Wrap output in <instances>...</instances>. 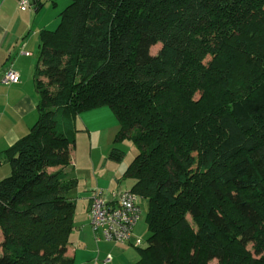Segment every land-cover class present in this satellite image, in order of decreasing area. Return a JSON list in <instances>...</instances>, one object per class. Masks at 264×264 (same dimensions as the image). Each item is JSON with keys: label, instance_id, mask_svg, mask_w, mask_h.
<instances>
[{"label": "trees", "instance_id": "trees-1", "mask_svg": "<svg viewBox=\"0 0 264 264\" xmlns=\"http://www.w3.org/2000/svg\"><path fill=\"white\" fill-rule=\"evenodd\" d=\"M66 1L39 32L36 120L5 152L0 264H73L65 168L103 105L147 200L134 264H264V0Z\"/></svg>", "mask_w": 264, "mask_h": 264}, {"label": "crops", "instance_id": "crops-1", "mask_svg": "<svg viewBox=\"0 0 264 264\" xmlns=\"http://www.w3.org/2000/svg\"><path fill=\"white\" fill-rule=\"evenodd\" d=\"M66 3V0H31L28 9L20 10L16 0H0V78L8 69L14 70L19 75L17 83L0 82V180L10 174L9 159L5 152L29 131L36 120L35 106L38 95L34 85V71L39 52V32L45 29L52 30L57 26L58 14ZM73 161L71 155V165L65 168L67 173H73L77 178V185L73 189L74 191L77 189L75 192L77 195H74L75 197L69 195L74 200L75 207L73 228L68 237L66 255L73 258V264H105L103 261L100 262V257L104 260L105 255L110 254L109 247L103 246L108 243L95 241L88 218L90 192L93 188L100 186L99 177H95L94 183L91 173L97 171L96 165L99 162L89 155L87 163L82 162L79 169L77 163L74 164ZM83 168L91 178L85 179L81 185L79 171ZM101 169L106 176L105 162ZM102 181L106 180L103 178ZM132 184L131 179L128 184L122 181L116 187L111 186V191L106 189L110 192L109 201L112 200L113 193L130 189ZM81 186L83 191L78 192ZM98 189L103 191L106 198L105 189L103 187ZM73 190L69 193L72 194ZM133 237L137 238L134 230ZM132 238L127 242L134 247ZM119 245H125V243ZM104 252L105 255H103ZM138 257L137 253V257H134L132 261L123 259L120 262H113L112 258L107 264H134Z\"/></svg>", "mask_w": 264, "mask_h": 264}, {"label": "rangeland", "instance_id": "rangeland-1", "mask_svg": "<svg viewBox=\"0 0 264 264\" xmlns=\"http://www.w3.org/2000/svg\"><path fill=\"white\" fill-rule=\"evenodd\" d=\"M159 47V44L152 46L150 49V53L155 54ZM75 123L77 131L75 135L74 147L71 150L72 159L74 160L73 162L74 164L77 163L80 169V165H82V162L84 164L87 163V158L89 157V155H91L93 160L97 159V162H99V164L96 165V172L91 171V175L93 177L92 179L94 182L95 177H99L100 186H98V188L103 187V189H105L104 191L106 194V198L109 200V190L111 191V186L116 187L118 184L122 183V181H124L125 184H128L130 182L131 179L123 177V173L132 161L133 157L136 155L137 149L128 137L115 140L120 125L111 108L107 105H103L98 108L81 113L76 118ZM113 147L119 148L124 152V155L120 161H114L108 158V154ZM103 162H105L106 165V176L103 175L104 171H102L101 169L103 167ZM79 173L81 185H83L85 179L91 178L85 168L79 171ZM103 178L106 181H102ZM105 185L106 187H104ZM76 190H73L72 194L69 193L68 195H77L75 194ZM82 191L83 186L80 187L78 192ZM137 203L141 207V214L134 226V235H136L137 238L142 239L143 242L141 244V247H143L149 234L147 225L145 223L147 200L145 198L138 197ZM132 239L134 240V237ZM106 243L108 244H103V246L107 245V247H109L110 255L114 259L113 262H120L121 260L123 261V259L132 261L134 257H137L138 250L135 248V246L133 247L132 245H129L128 242H124L125 245H119L124 243H115L112 241H107ZM122 246H124L125 248ZM103 255H105V252L103 253ZM102 261L103 260L100 257V262Z\"/></svg>", "mask_w": 264, "mask_h": 264}, {"label": "built area", "instance_id": "built-area-1", "mask_svg": "<svg viewBox=\"0 0 264 264\" xmlns=\"http://www.w3.org/2000/svg\"><path fill=\"white\" fill-rule=\"evenodd\" d=\"M20 10L30 7L31 0H16ZM19 75L12 69L3 72L0 82L3 84L17 83ZM88 205L89 225L95 241H112L124 243L132 238L134 226L141 214V207L137 203V195L130 189H123L112 194V200H107L103 191L93 188L90 192ZM142 239L134 238L133 245L140 246ZM107 254L103 262L111 261Z\"/></svg>", "mask_w": 264, "mask_h": 264}]
</instances>
